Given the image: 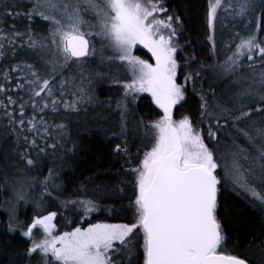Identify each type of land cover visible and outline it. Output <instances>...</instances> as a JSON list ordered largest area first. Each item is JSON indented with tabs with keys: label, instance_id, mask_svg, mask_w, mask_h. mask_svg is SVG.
I'll use <instances>...</instances> for the list:
<instances>
[{
	"label": "snow or ice",
	"instance_id": "snow-or-ice-1",
	"mask_svg": "<svg viewBox=\"0 0 264 264\" xmlns=\"http://www.w3.org/2000/svg\"><path fill=\"white\" fill-rule=\"evenodd\" d=\"M202 27L211 63L165 0H0V193L11 194L0 209L7 232L27 238L21 259L264 264V235L228 250L220 214L229 188L264 209V0H206ZM105 85L118 95L100 101ZM144 93L161 110L154 121L136 112ZM190 100L195 110L176 118ZM93 122L112 125L103 132L121 167L100 184L99 173L88 177L91 190L82 182L54 196L57 168L31 173L49 156L66 163L79 148L70 125ZM22 203L37 210L30 222L19 219ZM94 214L127 222L92 223ZM58 215L79 223L56 234Z\"/></svg>",
	"mask_w": 264,
	"mask_h": 264
},
{
	"label": "trees",
	"instance_id": "trees-1",
	"mask_svg": "<svg viewBox=\"0 0 264 264\" xmlns=\"http://www.w3.org/2000/svg\"><path fill=\"white\" fill-rule=\"evenodd\" d=\"M165 6L170 10L178 11L182 15V19H184L185 26L188 29L186 35L192 39L194 47L197 49V55L201 59H206L208 63H211L212 60L207 59L208 53L201 51L205 47L203 44L204 29L202 27V16L206 8V0H165ZM181 42H183V37H181ZM222 58L223 56H221ZM96 95L99 100L104 101L108 96L115 98L118 93L116 90L109 91L107 85H105L97 88ZM195 104V100H190L184 109L177 108L175 110L176 118H179L180 113L185 110L194 111ZM136 112L138 115L143 116L146 121H154L160 115V110L151 103V99L148 96H141L138 99ZM72 119L76 120V117H72ZM110 119L114 122L117 118L112 116ZM111 126L109 123L93 122L90 124V131H77L76 124H71L72 139L79 143L76 153L71 155L67 162L63 164L55 157L49 156L45 165L38 170H34L31 175L43 179L48 174V168L55 166L59 172V179L56 182L62 187L60 192H54L53 195H60L61 199H64L65 196H73L82 182L91 190L92 184L87 183V178L97 173L100 174V178L95 181L97 184L111 180L112 176H105L104 173L109 172L114 174L123 163L117 157L110 155L114 142L105 137L103 129ZM136 146H139L138 142ZM131 150L135 153L136 147H132ZM39 191L40 189L36 188L30 192V195L35 197L39 195ZM61 193L63 194L61 195ZM10 195V193H0V205L3 204L5 197ZM44 206L48 211L60 212L55 200L46 199ZM19 211V219L30 222L31 217L36 214L37 210L33 204L25 205L22 203ZM220 214L223 218L225 231L231 238L227 245L228 250L234 248L238 239L242 241L251 239L253 236L259 237L264 235V209L243 194L238 195L230 188L225 190L222 194ZM64 215L71 217L70 213H65ZM89 219L92 223L127 222L125 219H113L103 214H94ZM6 221V213L0 209V264H14L17 260L20 261V264H38V256L30 260L21 259L29 243L27 238L9 234L6 229ZM54 221L59 231L71 230L72 227L77 226L79 223V219L76 218V223L68 225L61 215H58ZM80 226L84 227L87 225L82 224ZM236 251H243V248L236 249Z\"/></svg>",
	"mask_w": 264,
	"mask_h": 264
},
{
	"label": "rangeland",
	"instance_id": "rangeland-1",
	"mask_svg": "<svg viewBox=\"0 0 264 264\" xmlns=\"http://www.w3.org/2000/svg\"><path fill=\"white\" fill-rule=\"evenodd\" d=\"M135 54L137 56H139L140 58L145 59V60H150V62H151V54L148 52L147 49L143 48L142 45H137V48L135 49ZM141 96H148L151 99L150 95H148L147 93L141 94ZM160 114H162L161 113V110H160ZM54 223H55V221H54ZM84 227H86V226H84ZM56 229H57L56 234H59V233H61L63 231H70V230H61V231H59V229L57 228V226H56ZM33 238L36 239V240L41 239L42 238L41 232L39 230H34Z\"/></svg>",
	"mask_w": 264,
	"mask_h": 264
}]
</instances>
